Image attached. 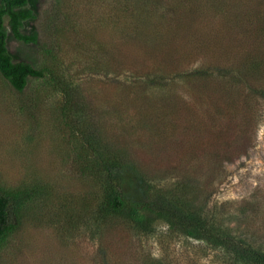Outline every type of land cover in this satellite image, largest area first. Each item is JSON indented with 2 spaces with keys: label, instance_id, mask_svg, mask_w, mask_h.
Returning <instances> with one entry per match:
<instances>
[{
  "label": "rangeland",
  "instance_id": "1",
  "mask_svg": "<svg viewBox=\"0 0 264 264\" xmlns=\"http://www.w3.org/2000/svg\"><path fill=\"white\" fill-rule=\"evenodd\" d=\"M29 4L39 45L7 46L47 76L17 94L0 75V188L37 195L0 264H226L165 224L101 220L113 158L264 248V0Z\"/></svg>",
  "mask_w": 264,
  "mask_h": 264
},
{
  "label": "trees",
  "instance_id": "2",
  "mask_svg": "<svg viewBox=\"0 0 264 264\" xmlns=\"http://www.w3.org/2000/svg\"><path fill=\"white\" fill-rule=\"evenodd\" d=\"M37 18L29 0H0V75L17 94L25 92L30 78L47 76L45 68H37L29 62H15L7 46L9 30L18 41L39 45V31H23L27 21ZM180 19L184 22H179ZM192 19L191 15L183 14L177 25ZM103 161L108 194L98 210L101 220L121 218L145 234L154 233L162 223L172 234L201 243L213 254H221L226 264H264L263 246H255L233 233L220 231L206 217L184 212L177 201L164 193H151L152 186L133 162L118 158ZM36 195L32 189L0 188V249L19 229L23 208Z\"/></svg>",
  "mask_w": 264,
  "mask_h": 264
}]
</instances>
